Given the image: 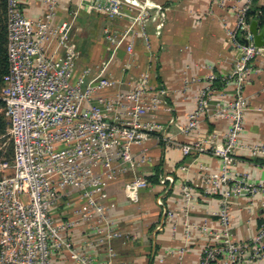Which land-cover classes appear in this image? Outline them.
Here are the masks:
<instances>
[{"label": "built area", "instance_id": "1", "mask_svg": "<svg viewBox=\"0 0 264 264\" xmlns=\"http://www.w3.org/2000/svg\"><path fill=\"white\" fill-rule=\"evenodd\" d=\"M42 2L45 13L32 20L23 12L20 0H6L8 73L3 78L1 100L10 121L14 158L0 163V264H53L57 254L68 255L75 264H113L109 243L119 233L108 215V186L120 175L148 164L149 149L144 146L152 139L176 145L184 156L210 151L222 161L219 172L202 168V188L209 196H219L221 207L216 229L203 228L219 244L204 251L200 264H251L264 259V224L250 242H237L231 233L232 200L264 193V177L254 181L249 174L236 171L237 150L252 159H264V144L245 146L241 141L248 110L243 87L253 62L264 57V48L254 44L247 21L251 0L238 12L235 28L228 31L240 59L234 73L235 96L214 114L230 124L225 140L219 142L213 136L184 145L168 138L159 120L166 90L152 87L143 73L130 91L108 93L125 83L106 76L108 65L97 73L79 70L73 25L56 23L59 0ZM92 2L93 10L108 20L129 23L120 31L105 28L104 37L114 53L125 49L130 59L124 69H130L135 39L145 37L148 2ZM211 92L210 86L203 90L197 109L179 128L182 134L197 131L210 117ZM167 182L171 181L165 177L159 183L164 186ZM149 186L147 178L136 177L126 183L125 194L137 202L140 191ZM182 194L187 207L197 195L190 186ZM64 205L66 214H60ZM85 225L99 236L98 245L107 244L105 259L73 242L74 230Z\"/></svg>", "mask_w": 264, "mask_h": 264}, {"label": "crops", "instance_id": "2", "mask_svg": "<svg viewBox=\"0 0 264 264\" xmlns=\"http://www.w3.org/2000/svg\"><path fill=\"white\" fill-rule=\"evenodd\" d=\"M92 1L58 2L56 23L74 27L72 36L80 56L79 70L97 73L108 65L106 76L125 83L108 93L130 91L139 76L147 74L152 87L166 90L159 120L168 138L179 145L213 136L223 142L230 124L214 114L235 96L234 73L240 59L228 31L235 28L238 12L248 0H133L140 4L148 2L150 13L143 25L145 37L135 39L134 61L128 70L124 69L130 59L125 49L114 53L104 30L110 27L120 31L129 23L108 20L93 10ZM20 2L29 19L37 20L46 11L42 0ZM257 6L264 7V0H259ZM252 69L243 87L248 101L241 140L245 146L264 144V57L257 58ZM209 86L212 87L210 117L201 122L197 131L182 134L179 128L188 123V116L197 109L198 98ZM144 147L149 149L148 164L120 175L108 186V215L119 233L109 243L114 251L113 264H200L204 251L219 244L209 234L210 230L205 233L203 228L216 229V214L221 207V198L207 195L202 188V168L219 172L222 161L210 151L184 156L179 147L167 141L158 144L152 139ZM235 156L237 172L249 174L254 181L264 177V159H252L243 150H237ZM136 177L147 178L150 186L140 191L137 202H131L125 194V185ZM165 177L171 182L162 186L159 182ZM185 186L197 193L189 207L183 201ZM262 202L264 193L232 200L231 233L235 241L254 239L264 224ZM65 211V205L59 208L60 214H66ZM72 239L80 249H89L99 259L107 257V244L98 245L99 236L89 226L74 230ZM52 259L53 264H75L66 254L54 255ZM251 264H264V259Z\"/></svg>", "mask_w": 264, "mask_h": 264}, {"label": "trees", "instance_id": "3", "mask_svg": "<svg viewBox=\"0 0 264 264\" xmlns=\"http://www.w3.org/2000/svg\"><path fill=\"white\" fill-rule=\"evenodd\" d=\"M258 1L259 0H251V6L247 13V21L249 25L253 21H257L261 26H264V7H258L257 6ZM238 38L241 42H244V39L242 37L239 36ZM7 73H8V59H7L6 0H0V92L3 86V78ZM3 108H4V102L0 99V137L5 136L7 134V130L10 126L5 118ZM13 158H14V154H13Z\"/></svg>", "mask_w": 264, "mask_h": 264}, {"label": "rangeland", "instance_id": "4", "mask_svg": "<svg viewBox=\"0 0 264 264\" xmlns=\"http://www.w3.org/2000/svg\"><path fill=\"white\" fill-rule=\"evenodd\" d=\"M3 86L0 92V99L3 97ZM5 118L10 125V121L7 115H5ZM9 129H10V126L7 130V134L5 136L0 137V153H1L0 163L10 162L13 159L14 149H13L12 141L9 136Z\"/></svg>", "mask_w": 264, "mask_h": 264}, {"label": "water", "instance_id": "5", "mask_svg": "<svg viewBox=\"0 0 264 264\" xmlns=\"http://www.w3.org/2000/svg\"><path fill=\"white\" fill-rule=\"evenodd\" d=\"M250 32L254 38V44L259 48H264V26L259 28L257 21H253L250 25Z\"/></svg>", "mask_w": 264, "mask_h": 264}]
</instances>
